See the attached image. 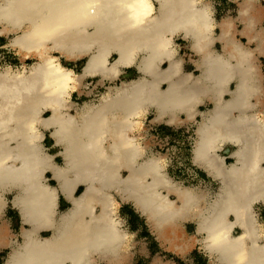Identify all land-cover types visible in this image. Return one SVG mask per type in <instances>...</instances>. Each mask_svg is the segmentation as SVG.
I'll return each instance as SVG.
<instances>
[{
	"label": "bare ground",
	"instance_id": "6f19581e",
	"mask_svg": "<svg viewBox=\"0 0 264 264\" xmlns=\"http://www.w3.org/2000/svg\"><path fill=\"white\" fill-rule=\"evenodd\" d=\"M233 1L237 17L217 21L210 0H0V34L22 31L13 45L37 59L28 73L0 72V217L13 192L24 225L21 241L0 227L6 264H127L133 234L119 198L175 254L199 247L211 264H264L255 209L264 205V0ZM176 36L190 42L197 75L184 69ZM61 59L86 60L77 73ZM130 68L139 77L98 101L71 99L86 78L111 81ZM205 98L210 108L198 109ZM152 108L155 121L171 125L199 116L192 161L217 188L168 174L141 139ZM43 130L61 147L62 165L46 152Z\"/></svg>",
	"mask_w": 264,
	"mask_h": 264
},
{
	"label": "rangeland",
	"instance_id": "374dc122",
	"mask_svg": "<svg viewBox=\"0 0 264 264\" xmlns=\"http://www.w3.org/2000/svg\"><path fill=\"white\" fill-rule=\"evenodd\" d=\"M211 1L215 7L216 19L221 20L228 15H237L238 5L234 1ZM262 6L264 8V2H262ZM261 25L264 27V19ZM238 26H240L239 23ZM1 28L2 26L0 29ZM215 32L217 34L218 30ZM21 34L22 31L0 34V72L9 70L10 72L21 73V71L24 70L25 72L22 71V73H28L30 68L37 62V59L31 56L24 58L19 52V49L13 45L14 39ZM175 40L180 48V56L184 59L185 69L195 73L192 59H195L196 56L189 49V42L181 36H176ZM243 41L247 43V40L243 39ZM218 48H221L220 45H218ZM85 60L86 59H83L73 63L61 59L63 65L73 68L77 73L81 72ZM260 60L264 72V57L260 56ZM138 77L139 73L135 68L127 69L119 77L111 81L102 80L99 77H88L83 81L81 88L72 93L71 99L78 104L87 101H98L110 86H118L122 81L133 80ZM262 86L264 88V74L262 77ZM208 106H210V104H208ZM204 109L205 107L202 110ZM259 113L264 118V92L261 96ZM46 115L49 116L50 113ZM155 117L156 110L152 108L144 119V128L140 131L141 139L153 154L165 158L168 174L173 179L181 181L185 185L217 188L218 181L207 176L205 172L198 168L192 161V144L195 138L196 122L188 121L183 125H171L162 121H155ZM43 131L45 133L43 145L45 146L46 152L54 156V161L57 164L62 165L63 159L60 156L61 147L55 145L49 135V131ZM227 148L229 151L234 149L232 145H227ZM225 156L228 163L233 161L228 153L225 154ZM46 180L51 186L57 187V182L52 178L50 173L46 174ZM6 197L7 206L4 209L3 215L0 217V227H4L10 238L21 241L20 233L24 225L18 210L14 208L11 203L14 193L11 192L6 194ZM119 200L121 206L118 214L123 223V228L133 234L129 256L130 264H154V259L156 258L173 264H207L205 252L199 250L198 247L188 252L186 256L169 251L154 235L143 215L133 207L132 203L121 201L120 198ZM58 206L61 211L69 206V204L64 201V197L61 194L59 195ZM255 209L264 226V205L257 203ZM185 229L193 233L195 231V226L192 223H186ZM49 234V232L43 233L44 236H48ZM10 252L11 249L9 247L0 248V264H6V259Z\"/></svg>",
	"mask_w": 264,
	"mask_h": 264
},
{
	"label": "crops",
	"instance_id": "0c3cea01",
	"mask_svg": "<svg viewBox=\"0 0 264 264\" xmlns=\"http://www.w3.org/2000/svg\"><path fill=\"white\" fill-rule=\"evenodd\" d=\"M211 1V0H210ZM233 1V0H232ZM212 2V1H211ZM212 5H213V2H212ZM213 8H214V13H215V7H214V5H213ZM228 16H230V15H228ZM228 16H226V17H228ZM226 17H224V18H226ZM230 17H233V18H236L237 17V15L236 16H230ZM215 19H216V16H215ZM217 21H221V20H218V19H216ZM238 21L237 22H235V28L236 29H240L241 27V25L240 26H238ZM261 23H262V21H261ZM240 24V23H239ZM262 26V25H261ZM240 27V28H239ZM216 30H218V29H216ZM215 30V31H216ZM216 33V32H215ZM218 33H219V30H218ZM188 41V40H187ZM189 42V41H188ZM189 49H190V42H189ZM218 49H220V48H218ZM191 50V49H190ZM191 52L193 53V54H195L192 50H191ZM195 56H196V58H197V55L195 54ZM195 58V59H196ZM195 59H192V60H195ZM192 65H193V67H194V69H195V73H194V75H197L198 74V70L196 69V67H195V65H194V63H193V61H192ZM184 69H185V66H184ZM186 70V69H185ZM187 71V70H186ZM208 104H210L209 103V99H207V98H205L202 102H200L198 105H197V108L198 109H200V110H202L204 107H205V109L204 110H206L207 108H210V106H211V104H210V106H208ZM198 119H199V116L198 115H196L195 116V122H196V127H197V121H198ZM196 127H195V130H196ZM195 133H196V131H195ZM52 139V138H51ZM53 140V139H52ZM56 145V144H55ZM227 145H230V144H227ZM227 145H226V147H227ZM192 149H193V144H192ZM231 152V151H230ZM223 154H227V153H223ZM229 154V153H228ZM206 188H209V187H206ZM212 188V187H211ZM122 201V200H121ZM121 204V203H120ZM7 206V205H6ZM121 206V205H120ZM120 206H119V208H120ZM58 208H59V206H58ZM18 210V209H17ZM19 211V210H18ZM63 211V210H62ZM118 211H119V209H118ZM141 214V213H140ZM19 215H20V212H19ZM119 215V214H118ZM143 217L145 218V216L143 215ZM120 218V217H119ZM260 219V218H259ZM193 224V223H192ZM149 225V224H148ZM194 225V224H193ZM195 226V225H194ZM150 227V226H149ZM47 232V231H46ZM188 232V231H187ZM44 233V232H43ZM43 233H42V236L43 237H47V236H44L43 235ZM50 233V232H49ZM236 233V232H235ZM50 235V234H49ZM48 235V236H49ZM22 239V238H21ZM131 245H132V239H131ZM130 248H131V246H130ZM197 248V247H196ZM199 248V247H198ZM169 250V249H168ZM199 250H202V249H200L199 248ZM170 251V250H169ZM173 253V252H172ZM205 254H206V252H205ZM187 255V254H186ZM185 255V256H186ZM129 256H130V249H129V252H128V259H127V264H130L129 263ZM206 256V258H207V264H211V261H210V257L208 256V254H206L205 255ZM156 260H159V261H161V262H164V261H162V260H160V259H158V258H156V259H154V262L156 261ZM100 263H102V262H99V264ZM164 263H166V264H173V263H167V262H164ZM105 264V263H104ZM155 264V263H154Z\"/></svg>",
	"mask_w": 264,
	"mask_h": 264
},
{
	"label": "water",
	"instance_id": "95a60500",
	"mask_svg": "<svg viewBox=\"0 0 264 264\" xmlns=\"http://www.w3.org/2000/svg\"><path fill=\"white\" fill-rule=\"evenodd\" d=\"M207 176H209L207 173H205ZM214 179V178H213ZM132 205H133V207L135 208V205L132 203ZM13 207L15 208V205H13ZM17 209V208H16ZM18 213H19V211H18ZM142 215V214H141ZM20 216V215H19ZM21 218V217H20ZM22 221V220H21ZM145 221H146V219H145ZM146 223H147V221H146ZM148 225V224H147Z\"/></svg>",
	"mask_w": 264,
	"mask_h": 264
}]
</instances>
